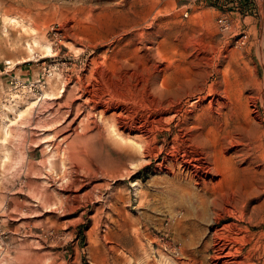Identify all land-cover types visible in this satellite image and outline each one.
Returning a JSON list of instances; mask_svg holds the SVG:
<instances>
[{
	"label": "rangeland",
	"instance_id": "1",
	"mask_svg": "<svg viewBox=\"0 0 264 264\" xmlns=\"http://www.w3.org/2000/svg\"><path fill=\"white\" fill-rule=\"evenodd\" d=\"M123 20L141 23L120 34ZM152 64L166 87L195 76L170 97L184 115L163 125L154 152L134 140L63 143L76 82ZM217 99L224 109L209 108ZM191 113L201 123L228 114L236 141L249 130L264 145V0H0V264H208L203 245L236 221H217L220 210L201 204V194L217 196L219 176L186 185L189 172L168 157L174 126ZM239 179L233 165L225 186ZM239 227L256 237L244 255L264 244L262 227ZM252 263L263 264L264 252Z\"/></svg>",
	"mask_w": 264,
	"mask_h": 264
},
{
	"label": "bare ground",
	"instance_id": "2",
	"mask_svg": "<svg viewBox=\"0 0 264 264\" xmlns=\"http://www.w3.org/2000/svg\"><path fill=\"white\" fill-rule=\"evenodd\" d=\"M123 22V26L128 28V31L122 28L120 34H131L134 32L133 28L141 23L127 20H123ZM134 37L137 36L134 35ZM126 70L125 75L120 77L112 75L109 78L107 74L99 73L93 80L91 76L89 81L92 79L93 82L87 83L85 86L81 82H76L74 91L78 95L75 100L79 103L74 107V118L65 126L67 137L62 139L63 143L70 136H73L77 142L93 139L100 141L104 138L110 139L113 143H126L134 140L140 151H155L151 145L157 139L158 133L163 130V125L166 124L167 127H170L184 115L181 114L183 113L181 103L175 104L170 100V97L175 93H181L186 85H194L195 76L180 79L176 88H170L164 86L163 81L158 84L160 76L165 72L153 64L142 67L130 65ZM132 80L138 81L140 87L134 86L131 89ZM252 82L249 79L248 83ZM121 84L124 86L122 87ZM204 90L199 88L198 91ZM220 95L221 99L227 98L225 92ZM208 104L210 109L212 106H216L221 110L226 106L219 99L211 100ZM97 110H99L98 113ZM107 113L110 115L106 116ZM188 115L187 119L179 121L174 126L179 129V135L173 140L168 157L174 161V164L176 162L189 172V178L187 177L184 181L186 185L192 184L196 188L203 184L207 187L212 180L207 183L206 176H219L221 179L215 185L212 184L220 188L217 196L209 199L205 192L204 196L201 194V204L206 211L209 206L217 207L220 210L221 215L216 216L217 221H236V223L226 224L214 231L209 241L203 245L205 250L212 251L208 264H253L254 253L260 250L264 252V244L258 247L254 245L244 255V249L254 236L240 228L239 224L246 222L252 227H262V231L257 237L264 241V166L262 167L264 145L259 138L251 142L253 135L249 130H242L246 135L241 137L247 136L246 141L240 143L236 141L237 128L226 130L228 114H225V118H223L224 114L200 115L202 123L192 118V113ZM165 116L168 117L165 118ZM79 117L81 119L72 129L75 120ZM105 125L112 128L114 138L106 136ZM78 128L81 129V133H77ZM120 129L126 131L128 136L124 137L122 132H119ZM131 135L132 137H129ZM216 148H218L217 154ZM225 152H231L230 157L224 158V164L218 167L216 165L217 158L222 157ZM83 153L78 156L79 159L85 157ZM63 154L66 153L63 151ZM66 156L68 157V155ZM258 163L259 165L256 166ZM233 165L240 174L238 185L225 186V182L233 170ZM79 186L80 191L83 185ZM239 206H241L240 210H238ZM207 217L209 219V216Z\"/></svg>",
	"mask_w": 264,
	"mask_h": 264
}]
</instances>
